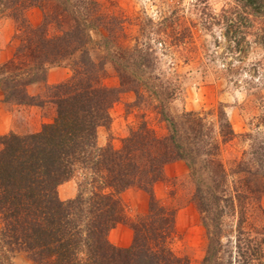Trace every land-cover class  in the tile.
<instances>
[{"label": "trees", "instance_id": "trees-1", "mask_svg": "<svg viewBox=\"0 0 264 264\" xmlns=\"http://www.w3.org/2000/svg\"><path fill=\"white\" fill-rule=\"evenodd\" d=\"M30 7L41 10L37 25L26 19ZM3 15L14 20L18 43L0 62L2 100L52 103L55 115L37 131L0 135V264H14L17 252L32 264H190L169 246L174 209L160 204L153 192L164 165L178 159L189 167L193 200L204 215L208 243L200 264H223L218 253L226 247L227 264L232 257L237 264H264V225L245 226V202L264 192L263 140L229 173L217 156L218 141L196 112L175 119L160 109L166 134L142 120L119 147L99 145L97 127L109 125V108L120 95L133 91L143 97L147 86L139 78L148 71L150 51L120 45L123 20L104 11L98 0H0ZM92 29L105 32L101 45L107 54L97 59L89 47ZM68 60L71 74L47 84L48 68ZM107 62L119 79L116 86L104 83ZM37 82L44 83V91L30 95L27 87ZM219 125L222 141L232 139L224 115ZM76 173L82 176L77 194L61 199L58 185ZM229 175H234L231 190ZM131 186L149 194L147 211L135 219L126 216L119 197ZM227 204L238 212L233 245L229 237L221 241ZM118 223L132 229L128 246H116L108 237Z\"/></svg>", "mask_w": 264, "mask_h": 264}, {"label": "rangeland", "instance_id": "rangeland-1", "mask_svg": "<svg viewBox=\"0 0 264 264\" xmlns=\"http://www.w3.org/2000/svg\"><path fill=\"white\" fill-rule=\"evenodd\" d=\"M98 1L104 11L123 20L119 44L148 49L150 61L148 71L139 78L147 86L143 97H136L133 91L122 93L109 108V125L97 127V143L119 147L129 129L142 120L157 134L164 135L168 124L160 109L175 119L194 111L218 141L217 156L229 173L240 159L251 157L254 145L264 141V0ZM25 14L32 25L41 21L42 13L37 7H30ZM15 34L14 20L0 16V62L12 55L18 43ZM103 34L101 29L90 31L89 47L96 59L107 54L101 45ZM69 64L68 60L52 66L67 67L66 79L71 74ZM105 67L104 83L118 85L112 64L107 62ZM27 91L30 95L41 93L44 83L30 84ZM54 115L52 103L43 106L7 103L2 100L0 90V135L37 131L43 123L52 121ZM223 115L234 133L226 141L218 134ZM163 173V178L154 183L153 192L160 204L175 211L169 246L176 255L188 258L190 264H200L206 254L208 235L202 223L204 215L193 200L195 181L186 162L180 159L166 163ZM233 177L229 175V190ZM81 179V174L76 173L59 184V197H74ZM119 197L128 218L135 219L147 211L149 194L145 190L131 186L121 191ZM247 201L246 229L260 230L264 225L261 210L264 192L258 199ZM225 211L221 241L229 237L233 245L237 206L231 210L227 204ZM207 222L211 227L210 218ZM124 226L129 227L118 223L109 231L108 237L116 246L131 243L133 232L128 237L122 230ZM225 250L218 253L223 264L228 259ZM12 261L32 264L21 252L15 253ZM231 264H237L233 257Z\"/></svg>", "mask_w": 264, "mask_h": 264}, {"label": "crops", "instance_id": "crops-1", "mask_svg": "<svg viewBox=\"0 0 264 264\" xmlns=\"http://www.w3.org/2000/svg\"><path fill=\"white\" fill-rule=\"evenodd\" d=\"M68 68L67 67H61V66H52L48 69L47 72V82H58L63 80L68 75ZM122 230L126 232L128 237H131L132 230L130 227H122Z\"/></svg>", "mask_w": 264, "mask_h": 264}]
</instances>
